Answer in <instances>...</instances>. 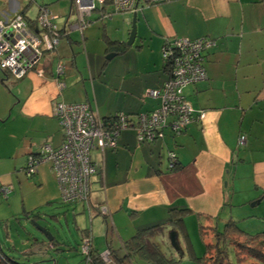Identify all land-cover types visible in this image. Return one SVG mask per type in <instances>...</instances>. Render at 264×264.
I'll return each mask as SVG.
<instances>
[{"label":"crops","instance_id":"1","mask_svg":"<svg viewBox=\"0 0 264 264\" xmlns=\"http://www.w3.org/2000/svg\"><path fill=\"white\" fill-rule=\"evenodd\" d=\"M41 5L56 17L61 30L58 47L43 54L38 66L41 75L29 72L14 80L9 92L0 85V121L11 128L8 141L2 144L9 154L0 158V181L12 184L14 190L11 205L3 209L10 210L18 197L13 184L18 167L14 153L25 157L26 165L43 145L55 149L62 144L54 102L87 103L102 119L117 113L134 117L150 112L160 106V100L147 92L169 79L161 58L165 42L210 39L215 44L203 54L205 79L182 90L194 113L204 114L202 120L190 123L179 135L165 130L163 138L153 143H139L135 131L128 129L117 135L115 147L94 148L90 159L97 172L91 179L88 207L78 202L61 204L50 163H38L35 174L26 175L33 178L29 185L36 194L26 213L32 216L51 204L65 206L64 211L51 214L56 216L54 222L64 220L69 231L71 221L80 243L87 230L96 253L110 248L120 254L122 243L140 230L165 222L172 208L189 211L181 233L187 234L193 248L188 231L195 232L199 224L219 230V225L232 220L247 233L264 232V0H177L156 5L138 0L135 41L110 58L122 61L114 83L100 80L110 61L103 58L115 51L105 41L125 44L133 13L95 20L110 21L113 29L119 28L115 33L105 24L92 22L78 30L71 0L50 6H34L32 0H0V15L21 12L34 25ZM240 136L245 138L241 145ZM169 153L175 157V171L168 170ZM8 185L0 184V189ZM9 193L2 198L8 200ZM102 207L108 215H101ZM66 236L40 245L56 252H77L79 247L68 246ZM178 238L183 240L181 235ZM195 243L199 244L194 237ZM199 250L195 255L200 258L203 249ZM190 262L179 264H194Z\"/></svg>","mask_w":264,"mask_h":264},{"label":"built area","instance_id":"2","mask_svg":"<svg viewBox=\"0 0 264 264\" xmlns=\"http://www.w3.org/2000/svg\"><path fill=\"white\" fill-rule=\"evenodd\" d=\"M177 0H144L146 5H156ZM76 28L82 31L91 21L94 11L100 12L99 18H109L113 14L135 13L138 0H71ZM55 15L46 6L39 8L35 24L30 27L21 12L0 15V70L12 76L14 80L25 77L34 71L41 75L38 66L46 52L55 51L59 44L60 28ZM215 42L207 39L189 40L176 38L168 40L162 46L161 57L169 67V79L159 89L147 92L151 98L160 100V106L149 113L134 117L123 113L115 115L114 130L107 133L100 117L87 103H53V115L57 118L63 132V141L58 148L43 145L37 157L29 156L24 171L27 176L36 172L40 162L50 163L63 205L82 203L86 207L90 202V184L97 170L91 162L90 153L94 148L101 151L115 147L118 132L134 129L139 142H153L163 138L165 130L178 134L193 122L200 121L204 114H196L183 96V88L205 79L203 68L204 52ZM57 71L62 72L58 65ZM241 136L238 143H244ZM168 168L174 165L175 157L169 153ZM9 187H1L0 193L7 198ZM101 215H108L105 207L99 209ZM85 264L92 259L90 234L83 233L79 246ZM101 264H112L110 253H99Z\"/></svg>","mask_w":264,"mask_h":264},{"label":"rangeland","instance_id":"3","mask_svg":"<svg viewBox=\"0 0 264 264\" xmlns=\"http://www.w3.org/2000/svg\"><path fill=\"white\" fill-rule=\"evenodd\" d=\"M33 5L35 4H46V5H51V3H55L58 0H32ZM67 4H69L70 0H65ZM36 2V3H34ZM33 8V7H32ZM31 8V9H32ZM34 12V8L31 10L30 15H32ZM100 12L94 11L90 18L89 21L92 22L91 25H95L99 23L105 24L108 26L107 28L112 31V32H118L119 28L113 29V25L111 24L110 21L107 20H99L96 22L95 20L99 17ZM112 28V30H111ZM81 53L78 54L81 55ZM113 53L107 54L103 59L104 61L110 60L108 59V56ZM108 65L105 67L103 76L100 78V80H104L105 82L108 83H114L115 82V76L118 73L119 67H122V61L118 58H113L110 61H107ZM97 62V68L100 69V66ZM93 65V62H92ZM98 69V70H99ZM9 76V77H8ZM7 78L5 75L0 71V79L4 80V82L0 83V85L3 87V89L6 92H9L10 89L13 88V85L15 84L16 81L12 78V76L8 75ZM95 78H93L94 82ZM88 82V81H86ZM89 83V82H88ZM7 122H2L0 121V158H5V156H8L9 151L5 149L4 145H2L5 141H8V135L9 132L11 131V128L8 127ZM2 146L4 149H2ZM15 151V149H14ZM17 152L14 153V157L18 158V167L17 171L14 172L13 174V180H14V186L15 189L18 190L17 194V201L13 203V206L10 208V210H4L8 209V207L11 205L10 203V198L14 196V190L12 189V184L8 185L4 183V181H0V184L2 185H8L11 189V194L9 193L8 200H4L0 194V247L2 251L9 255L12 256L13 258L16 259L18 263L21 264H32V263H37V264H54V260H56L57 264H85V261L83 260V256L79 252V249L77 252L67 250L65 249L63 252H56V250H50L47 247H44L43 245H40L41 242H45L46 238L44 235L39 233L36 228L28 223L25 219V213L27 212L28 204L33 203L34 200H36V194L33 193L30 189L31 186L29 185L30 182L33 181V178H29L26 176L25 171H23V168L25 167V157L19 156V154L16 155ZM4 156V157H3ZM2 160V159H0ZM3 161H0L2 163ZM21 169V171H20ZM13 182V181H12ZM20 185L22 186V189L20 188ZM27 192V196L24 198V193ZM25 200V201H24ZM50 207H44L42 210L40 209L39 212L41 215H51L52 213H59L60 211H64L66 209L65 206H60V205H55L51 204L49 205ZM39 224L46 227L48 232L52 237L56 239V241L59 242L58 240V235L63 236L66 234L68 238V246H72L75 248H78L80 246V241L78 239L77 232L74 230L71 221H69V231H67V227L65 226V221L62 220L60 222H53V221H47V220H41L39 221ZM213 225L206 226V236L209 237L212 240V227ZM223 225H219V230H221ZM172 231V230H171ZM166 232V236H168V233ZM191 237V240L193 242L194 248L192 245L189 243V249H185L183 245H179L180 249L183 252V257L182 260L186 259H191L192 262L197 264L198 263V253L200 250L199 248L203 249V252L205 250V244L203 240H201L198 230L195 229L194 231H188ZM194 237L198 241L199 244L195 243L194 244ZM180 239V237L178 238ZM213 242V241H212ZM183 241L180 240L179 244H182ZM199 246V248H198ZM57 248H64L63 246L57 247ZM168 251V250H167ZM175 251V250H174ZM36 252L37 254H34ZM39 252H42L41 255H38ZM202 252V255L204 254ZM174 253V252H173ZM177 253V252H176ZM196 253V255H195ZM214 252L211 251V254L213 255ZM54 257V260L52 259L51 261L49 260H43L42 257H48V256ZM189 255V256H188ZM188 256V257H187ZM196 259V260H195ZM181 260V261H182ZM194 260V261H193ZM142 259H134L133 264H146ZM246 263H249L248 261ZM148 264V263H147Z\"/></svg>","mask_w":264,"mask_h":264},{"label":"trees","instance_id":"4","mask_svg":"<svg viewBox=\"0 0 264 264\" xmlns=\"http://www.w3.org/2000/svg\"><path fill=\"white\" fill-rule=\"evenodd\" d=\"M29 25L30 27H33V25L31 24ZM105 43L107 48L115 50L114 52H111L113 54L121 53L126 49L124 43L120 44V43L110 42L108 40H106ZM164 65L166 72L169 73L168 64L164 63ZM0 71L7 78L8 74L5 71L2 70ZM144 113H149V112H144ZM115 115L110 118H103V119L100 118L103 123L102 126L107 133L112 132L115 128L114 127L116 125ZM128 129L131 128L120 130L118 134L121 131ZM184 130H182L178 134H173L171 132L170 133L172 135H179ZM135 136L138 141L137 134H135ZM139 143H149V142L144 141ZM174 162L175 163L173 167L168 168L169 171L177 170L178 166L175 160ZM188 212L189 211L187 209L178 210L172 208L170 209L169 217L165 222L140 230L130 240L122 243L120 248L121 250L120 254L112 252V250L109 248L108 251L110 253V260L112 264H133V260L136 258L142 259L148 264H179L180 261L182 260L183 252L181 249H179L178 251H174V249L170 245L168 236H166V231L168 229H172V231H175L177 233V238L178 235H181L185 249H189L188 236L185 233H181L182 230L184 229V217L188 214ZM38 214L39 212H37L36 214L30 217H36ZM25 215L29 216V214L27 213H25ZM206 228L208 227L199 224L198 233L201 240L203 241H206V239L209 238L205 235ZM209 228H212L211 229L212 240L210 242L206 241L204 254L202 255V257L197 259L199 264H264V232L255 233V234L247 233L242 229H240L237 226L236 222L232 220L227 221L223 225L221 230H218L214 225ZM177 238H176V242L179 245ZM211 251L214 252L213 255H209L211 254ZM89 256L92 259V261L89 264L102 263L99 253H96L94 249L90 251ZM247 261L249 263H246ZM0 264H21V263H18L16 259L13 258L12 256L5 254L0 247Z\"/></svg>","mask_w":264,"mask_h":264},{"label":"water","instance_id":"5","mask_svg":"<svg viewBox=\"0 0 264 264\" xmlns=\"http://www.w3.org/2000/svg\"><path fill=\"white\" fill-rule=\"evenodd\" d=\"M135 38H136V12L133 13V15H132L131 29H130L128 39L125 42V45L127 47L132 46L134 41H135ZM112 56H113V54H110L108 56V59L112 58ZM55 217L56 216H52V215H48V216L47 215H41V213L38 214L36 217H30L28 215L24 216L26 221L28 223H30L31 225H33L39 233L44 235V237L46 238L47 241L52 240L53 237L50 235V233L48 232L46 227L39 224V221L45 219L47 221H53L54 222ZM176 238H177V233L175 231H170L168 233V239H169L170 245L172 246V248L175 251H178L180 249V247H179L178 243L176 242Z\"/></svg>","mask_w":264,"mask_h":264},{"label":"flooded vegetation","instance_id":"6","mask_svg":"<svg viewBox=\"0 0 264 264\" xmlns=\"http://www.w3.org/2000/svg\"><path fill=\"white\" fill-rule=\"evenodd\" d=\"M39 153H40V152H39ZM38 155H39V154H38ZM38 155H37V156H38ZM25 166H26V165H25ZM24 168H25V167H24ZM24 168H23V169H24ZM106 250H108V249H106Z\"/></svg>","mask_w":264,"mask_h":264}]
</instances>
